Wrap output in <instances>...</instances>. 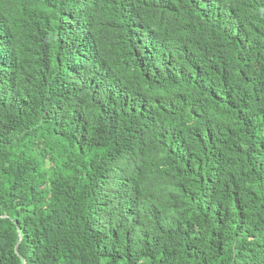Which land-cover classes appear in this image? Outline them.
<instances>
[{
  "label": "trees",
  "instance_id": "obj_1",
  "mask_svg": "<svg viewBox=\"0 0 264 264\" xmlns=\"http://www.w3.org/2000/svg\"><path fill=\"white\" fill-rule=\"evenodd\" d=\"M0 264H264V0H0Z\"/></svg>",
  "mask_w": 264,
  "mask_h": 264
}]
</instances>
